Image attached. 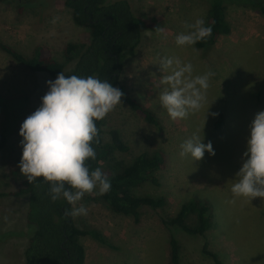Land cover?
<instances>
[{
  "label": "rangeland",
  "instance_id": "374dc122",
  "mask_svg": "<svg viewBox=\"0 0 264 264\" xmlns=\"http://www.w3.org/2000/svg\"><path fill=\"white\" fill-rule=\"evenodd\" d=\"M65 1L0 2V41L27 56L35 55L42 47L44 54L64 62L66 44L90 42L88 30L74 24ZM127 1L137 16L158 23L164 32L158 35L155 31H143L137 54L126 63L118 88H125L152 110L160 126L138 117L123 96L121 105L104 119V139L108 143L110 131L117 129L130 147L127 153L117 152L114 162L129 164L141 153H164L167 162L157 173L159 184L147 183L136 192L163 196L167 204L159 209H142L141 221L135 223L98 201V189L91 195L85 194L77 206L84 205L88 214L76 217L75 221L80 229L96 232L106 243L90 235L82 238L87 264H166L172 236L180 246L181 264H214L202 253L204 247L215 253L223 264H264V200L229 202L233 199V180L247 150L250 125L256 114L264 111V17L228 0L225 14L231 33L220 36L209 49L193 51L197 49L195 45L177 46L176 36L186 31V23H194L198 18L206 23L207 1ZM163 57L190 62L193 75L209 70L215 73L210 78L204 107L186 119L171 120L160 104L159 94L164 86L160 85L159 61ZM73 67L74 63L67 64L65 72ZM48 81L55 80L45 72L28 71L0 49V134L8 131L6 147L0 150V194L5 195L0 196V235L19 233L0 242V264H25L27 200L9 194L18 188L13 170L20 171L21 125L41 106L43 96L49 91ZM25 97L26 103L17 106L25 109L16 122H12L14 103ZM207 109L218 116L213 118L209 114L204 125ZM193 134L203 138L205 144L211 142L215 155L205 152L203 159L197 162L190 156L181 157L180 145ZM193 199L209 204L213 215L212 227L202 237L189 236L177 227L164 224V220L177 215L182 204ZM187 222L195 226L197 214H191Z\"/></svg>",
  "mask_w": 264,
  "mask_h": 264
},
{
  "label": "trees",
  "instance_id": "16d2710c",
  "mask_svg": "<svg viewBox=\"0 0 264 264\" xmlns=\"http://www.w3.org/2000/svg\"><path fill=\"white\" fill-rule=\"evenodd\" d=\"M5 1L7 0H0ZM205 1L209 4L205 26L212 27V35L206 41L195 44L200 50L213 47L220 36L231 33V26L225 14V3L228 0ZM234 1L264 17V0ZM65 6L71 10L74 24L88 30L90 42L81 45L66 44L63 49L64 62L50 54H44L42 47L33 56H27L1 41L0 49L28 71L45 72L54 80L60 72L65 76L91 75L108 80L113 87H120L125 65L136 56L143 31H154L159 24L137 16L127 0H66ZM71 63H74V67L66 73V65ZM121 90L132 112L147 123L160 126V120L152 110L139 102L125 88L121 87ZM26 101L25 97L17 99V104L14 103L15 116L12 122H16L21 111L25 109L17 106ZM221 124L222 118L219 126ZM104 125V120L97 122L100 143L93 144L97 155L94 161H88V166L90 170L100 168L108 177L111 189L97 197V200L103 202L113 213L130 217L135 223H139L142 209L146 207L159 209L167 204L163 196L141 195L136 192L147 183L159 184L157 173L166 167V156L163 152L157 151L151 155L141 153L129 164L114 162V155L117 152L127 153L130 147L117 129L110 131V141L105 142ZM7 141L8 131L5 130L0 134V150L6 147ZM13 176L18 188L9 195L27 200L28 243L24 251L25 264H85L86 248L82 243L83 237L90 235L106 244L99 234L92 230L80 229L75 218L65 216V209L71 210L72 205L63 198L53 202L49 195L50 185L42 178L29 184L17 169L13 170ZM193 213L197 214L198 222L195 226H190L187 220ZM164 224L167 227H177L192 237L205 236L213 224L211 207L198 199L190 200L181 205L173 219L164 220ZM18 235L16 232L2 234L0 242ZM202 253L210 257L214 264H223L218 256L208 251L206 247L202 249ZM166 264H181L180 246L173 236L169 240V257Z\"/></svg>",
  "mask_w": 264,
  "mask_h": 264
},
{
  "label": "clouds",
  "instance_id": "9594fccd",
  "mask_svg": "<svg viewBox=\"0 0 264 264\" xmlns=\"http://www.w3.org/2000/svg\"><path fill=\"white\" fill-rule=\"evenodd\" d=\"M184 27L186 31L176 36L179 47H191L212 35V27L205 26L202 18ZM154 31L159 35L164 28L157 27ZM159 70L160 85L164 86L159 101L171 120L186 119L204 107L210 78L215 76L213 71L193 75V65L183 63L178 57L161 58ZM47 86L49 91L43 96L41 106L21 125L23 153L18 167L29 184L38 178L48 183L53 202L63 198L72 205L71 210L65 209L66 217L86 216L87 208L82 204L77 206L85 194L91 195L98 189L97 194L104 195L111 189L102 170H90L88 166V161H94L97 155L93 144L100 143L97 122L121 105L124 93L108 80L91 75L65 76L62 72L55 81H48ZM208 109L204 125L209 114L213 118L218 116ZM202 140L193 134L180 145L179 155L190 156L194 162L201 161L205 152L214 156L211 142L205 144ZM231 193L233 199L229 202L233 204L238 199L250 203L256 198L264 200V111L258 112L250 125L247 150Z\"/></svg>",
  "mask_w": 264,
  "mask_h": 264
},
{
  "label": "crops",
  "instance_id": "0c3cea01",
  "mask_svg": "<svg viewBox=\"0 0 264 264\" xmlns=\"http://www.w3.org/2000/svg\"><path fill=\"white\" fill-rule=\"evenodd\" d=\"M85 264H87V261L85 262Z\"/></svg>",
  "mask_w": 264,
  "mask_h": 264
}]
</instances>
